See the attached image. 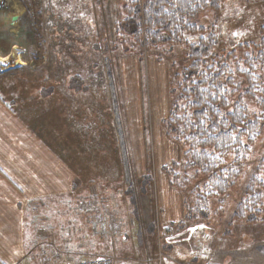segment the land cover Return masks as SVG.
Masks as SVG:
<instances>
[{
	"label": "trees",
	"instance_id": "obj_1",
	"mask_svg": "<svg viewBox=\"0 0 264 264\" xmlns=\"http://www.w3.org/2000/svg\"><path fill=\"white\" fill-rule=\"evenodd\" d=\"M22 1L26 13L21 33L31 31L34 38H43V48L47 40L43 37L44 33L56 42L53 48H44L43 52L40 46H33L34 58L42 54L44 57L53 56L56 61L49 58L50 64L49 60L41 64L44 65V73L33 79L30 88L24 82L27 67L0 73V84L15 95L13 101L19 102L21 109L27 106L29 95L35 96L33 102L41 98L44 91L56 92L59 89L84 91L88 93L84 99L95 93V99L102 107L108 104L111 91L112 109H100L104 114L113 113L115 116L113 127L102 129L107 136L111 133L116 135L107 142V153L112 156L111 161H115H110L112 164L118 163L117 168L120 154L125 167L122 182L127 186V196L131 197L129 201L137 207L139 193L149 195L153 175L148 171L138 181L139 189L136 188L134 164L129 157L116 95L117 79L107 63L103 64L107 67H104L106 72L102 71L98 30L90 26L84 28L82 19L72 12L65 17L43 10V0ZM222 1L126 0L122 21L116 26L118 36L131 38L147 50H160L166 45L183 43L188 46L184 68L176 74L177 87L172 90L175 95L169 116L164 121L168 137L185 151L181 161L163 168L172 188L183 196L190 189L194 197L193 206L188 205L187 208L185 205L189 209L188 220L196 219L197 213L203 210L207 218L210 215V199L227 195L235 186L243 167L250 163L255 145L264 131V26L260 29L261 39L258 42L240 43L234 49L217 54L218 35L193 23L208 10L219 12ZM29 25L33 29H29ZM38 25L47 27L49 31L37 29ZM189 34L200 35L198 42L192 44L185 41V36ZM118 40L121 45V40ZM22 42L31 51L28 40L25 38ZM4 94L0 88V99L13 109ZM247 102H254L256 110L251 111ZM103 152L100 150L101 154ZM234 219L247 223L264 220V157L238 203ZM146 231L154 233L152 229ZM140 232L145 233L142 229ZM107 238V234H100L101 247H107Z\"/></svg>",
	"mask_w": 264,
	"mask_h": 264
},
{
	"label": "crops",
	"instance_id": "obj_2",
	"mask_svg": "<svg viewBox=\"0 0 264 264\" xmlns=\"http://www.w3.org/2000/svg\"><path fill=\"white\" fill-rule=\"evenodd\" d=\"M16 24L13 27L18 31ZM87 95L84 91L47 90L33 102L35 96L29 95L22 116L19 109L0 99V264H78L88 257L96 259L106 249L111 251L110 241L116 234L136 233L156 220L158 207V218L164 224L183 223L185 200L164 173L157 206L150 198L142 200L141 195L134 207L123 182L118 191L108 184L101 186L100 179L121 182L125 167L120 154L117 168L107 150L103 152L106 146L100 145V137L106 135L102 120L107 118L108 126L113 127L115 116H103L97 95L91 93L84 99ZM109 98L112 104L111 91ZM122 111L120 108L129 146ZM143 129L141 123L139 132L146 140ZM108 137L109 141L116 135ZM163 139L173 145L179 158L183 149L166 130ZM129 157L132 162L131 154ZM147 159L145 154L138 173L133 169L136 179L147 175ZM111 192H118L122 201L110 200L116 198L114 193L109 196ZM103 218L105 222H101ZM100 234H107V247H101ZM208 264H264V241L210 257Z\"/></svg>",
	"mask_w": 264,
	"mask_h": 264
},
{
	"label": "rangeland",
	"instance_id": "obj_3",
	"mask_svg": "<svg viewBox=\"0 0 264 264\" xmlns=\"http://www.w3.org/2000/svg\"><path fill=\"white\" fill-rule=\"evenodd\" d=\"M125 3L126 0H43V10H50L53 14L65 17L68 12H72L82 19L84 28L90 26L98 30L102 71L106 72L107 67L103 64L107 63L117 79L116 93L120 108L124 111L129 133L132 165L134 164V170L138 173L139 163L147 154L146 164L148 171L153 175L149 195L139 193L138 190L139 196L142 194L144 196L142 200L151 199L157 206L159 203L158 188L163 186V168L181 161L185 151L183 149L182 154L177 158V151L173 149V145L163 139V133L166 130L164 121L169 116L175 95L172 90L177 87L176 74L181 73L184 68L188 46L183 43L166 45L160 50H147L138 46L131 38L124 39L118 36L116 26L122 21ZM15 5L23 9L21 15L18 9L14 8ZM220 7L219 12L208 10L193 21L196 25L214 31L218 35L220 43L216 50L217 54L234 49L240 43L258 42L261 39L260 29L264 26V0H224ZM25 13L26 7L22 0H0V73L16 67H27L24 71L26 79L24 82L27 88H30L33 79L37 78L38 74L42 76L44 73L42 69L44 65L41 64L47 63L49 58L55 59L53 56L44 57L42 54L34 58L33 46H40L43 52L44 48H51L56 42L44 33L43 37L47 40L43 48L41 47L43 38H34L31 31L22 34ZM12 15L17 19L19 17V22L18 20L14 22H17L16 26L19 25L18 31L11 25ZM28 28L33 29L31 25ZM37 29L49 31L47 27L44 28L41 25H38ZM25 38L29 42L31 51L23 45L22 39ZM199 38L200 35L189 34L184 40L194 44ZM118 39L121 40V45L118 44ZM105 46L108 47V51ZM78 56L79 59L80 55ZM0 88L3 89L7 101L19 109L18 112L23 115L25 109L22 110L19 104L14 103L15 95L6 91L3 84H0ZM247 103L251 111L256 110L254 102ZM109 104L102 106L101 110L110 109ZM102 114L104 116V113ZM141 123L144 126L143 132L146 140L139 132ZM101 124L104 126V128L101 126V129L107 128V118L102 120ZM106 137L109 138L107 135L100 137V145H105L107 150ZM262 157H264V131L255 145L250 163L243 167L235 186L227 195L210 199V215L207 218L204 217L205 210H203L197 213L196 219H187L188 205H194V197L188 189L183 196L187 210L181 225L164 224L161 216L158 218L160 213V207H158L156 220L142 228L145 233L140 232L141 229L130 234H124L121 231L111 241L109 240L111 251L105 250L94 258L110 256L116 259L115 264H208L210 257L224 255L225 251H237L253 242H263L264 220L247 223L234 219L238 203L244 196L245 189L253 175L257 172ZM134 179L136 188L139 189L140 178L134 177ZM119 183L122 184V181L119 182L117 178L111 181L102 180L101 186L108 184V188L115 187L112 191H118ZM112 193L116 198L109 197L110 200L120 203L122 199L119 198L118 192H111L109 196H112ZM127 198L131 201L130 196ZM102 221L105 222V219ZM147 229H152L154 233H149ZM111 253L116 256L113 257ZM87 259L91 258H85Z\"/></svg>",
	"mask_w": 264,
	"mask_h": 264
},
{
	"label": "built area",
	"instance_id": "obj_4",
	"mask_svg": "<svg viewBox=\"0 0 264 264\" xmlns=\"http://www.w3.org/2000/svg\"><path fill=\"white\" fill-rule=\"evenodd\" d=\"M116 259L111 257H102L97 259L82 260L79 264H115Z\"/></svg>",
	"mask_w": 264,
	"mask_h": 264
},
{
	"label": "bare ground",
	"instance_id": "obj_5",
	"mask_svg": "<svg viewBox=\"0 0 264 264\" xmlns=\"http://www.w3.org/2000/svg\"><path fill=\"white\" fill-rule=\"evenodd\" d=\"M14 8L18 9V11H19V13H20V14H21V13H22V11H23V9H21V7H20V6H18V5H15V6H14Z\"/></svg>",
	"mask_w": 264,
	"mask_h": 264
},
{
	"label": "water",
	"instance_id": "obj_6",
	"mask_svg": "<svg viewBox=\"0 0 264 264\" xmlns=\"http://www.w3.org/2000/svg\"><path fill=\"white\" fill-rule=\"evenodd\" d=\"M16 20H19V17H18V19H17V17H16V16H13V18H12L13 25H14V22H15Z\"/></svg>",
	"mask_w": 264,
	"mask_h": 264
},
{
	"label": "snow or ice",
	"instance_id": "obj_7",
	"mask_svg": "<svg viewBox=\"0 0 264 264\" xmlns=\"http://www.w3.org/2000/svg\"><path fill=\"white\" fill-rule=\"evenodd\" d=\"M241 71H246V69H241Z\"/></svg>",
	"mask_w": 264,
	"mask_h": 264
}]
</instances>
